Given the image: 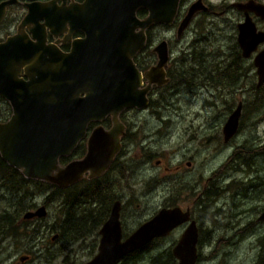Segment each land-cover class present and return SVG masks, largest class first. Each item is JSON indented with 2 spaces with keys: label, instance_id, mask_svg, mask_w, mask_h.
<instances>
[{
  "label": "water",
  "instance_id": "water-1",
  "mask_svg": "<svg viewBox=\"0 0 264 264\" xmlns=\"http://www.w3.org/2000/svg\"><path fill=\"white\" fill-rule=\"evenodd\" d=\"M178 3L179 0H84L58 10L37 3L28 5V13L19 26L30 22L36 28L56 29L69 22L73 29L84 30L86 38L75 40L70 54L45 45L33 30L36 41L15 35L0 43V95L14 106L11 118L0 122L1 158L25 177L59 188L77 181L85 171L94 176L104 170L120 149L121 124L117 123L108 132L95 129L88 139L84 158L62 167L58 160L70 153L89 122L102 120L108 114L116 120L125 108L146 106L150 84L166 81L163 67L169 51L165 40L154 48L158 62L144 74L149 82L144 88H141L143 76L133 58L145 45V30L153 24L170 25L176 17ZM234 5L264 17L262 3L247 1ZM198 7L199 2L190 6L178 36ZM139 9L146 11L144 17L138 16ZM2 16L0 10V20ZM239 27L238 42L244 49L264 39L261 33L255 34V39V28L248 16ZM255 66L259 87L264 82V50L255 58ZM22 70L27 80L18 78ZM238 114L236 108L225 123V140L236 132ZM120 208V201H115L100 227L96 254L77 264H116L184 223L187 225L173 245L172 255L177 264H196L198 227L189 209L160 208L123 238ZM46 213L45 207L40 206L26 212L23 218L43 217ZM257 220L264 222V211Z\"/></svg>",
  "mask_w": 264,
  "mask_h": 264
},
{
  "label": "rangeland",
  "instance_id": "rangeland-1",
  "mask_svg": "<svg viewBox=\"0 0 264 264\" xmlns=\"http://www.w3.org/2000/svg\"><path fill=\"white\" fill-rule=\"evenodd\" d=\"M229 1L233 0H210V4L219 10L224 2ZM210 17L216 20L212 26L199 29L194 26L180 39L176 38L174 28L162 26L155 30L160 39L165 37L171 43L170 55L175 72L182 73L186 67H195L191 58V52L194 50L202 52L206 57H210V54L220 57L223 55L225 26L236 23L237 20H223L230 18L227 16ZM182 58L185 63H178ZM218 72L214 74L215 78H218L213 81L214 87H209L208 81L201 78L202 76H197L196 72L193 81L200 82V91H196L199 86L197 83L192 91L186 92L184 87L180 89L181 86H176V82H171L151 95L153 103L158 104L155 110L153 108L142 113L132 111L124 116L129 131L133 134L132 139L127 142V147L134 148V153H131L134 168L130 186L120 185L116 191V197L123 204V234L128 235L163 208L162 205L170 198L176 202L173 204L181 206L183 210H186L184 208L187 206L192 210V218L198 227L196 264H255L260 249L258 240L264 237V223L257 220L260 212L264 210V153L258 157L254 156L249 168L240 163L241 159L236 161L234 157L228 158V161L224 160L223 156L219 157V148L225 144L222 128L218 122L212 124L210 117L212 112L214 115L220 114V108L225 104L233 105L234 109L240 97L250 98L256 88L257 78L243 79V87L239 88L240 80L228 82V79L223 77V72L220 77L216 75ZM243 88L246 89L245 93L241 92ZM209 95L210 105L207 102ZM211 102L216 105L213 106ZM259 104L256 109L259 110L263 106L262 112L251 115L246 122L247 129L238 132L229 143L237 141L244 145L245 140L250 142L252 137L259 136L261 144L264 145V102L261 106ZM253 105L255 107L254 103ZM209 134L210 141L207 140ZM149 157L151 159H148ZM158 159H161V164L163 162L161 167L156 164ZM186 161L192 162V165L186 166ZM179 162L186 166H182L184 173L175 174L163 167H174ZM219 164L221 171L218 172L215 168ZM239 168L245 169L246 174L240 173ZM237 178L243 179L244 183L256 184L257 187L248 190V194H245L241 187L237 191L225 193L222 199H212L220 192L217 185H222L223 188L234 185L235 189L240 185L238 180L235 182ZM208 182L210 187L214 186V195L210 196V202L203 198ZM50 193L51 189L47 188L44 193L33 197L30 200L32 207L27 210L34 211L44 206L47 212L45 216L27 220L23 218L26 211L17 219L21 224L12 225L14 233L7 234L6 239L8 252L3 256L5 264H76L90 260L97 252L101 224L88 234L82 233L85 228L80 230L76 234L82 235L76 242H67L66 235H62L59 221L60 199L46 204ZM17 196L19 193L8 192L0 185V215L7 208L10 210L9 203ZM108 202V199L102 198L100 204L95 203L87 207L95 208L100 205L101 213L97 218L93 209L80 218L90 202L77 206L74 210L77 216L75 219L87 220L88 217V223H100L105 211V219L108 217ZM100 216L102 219L97 222ZM67 223L64 217L66 234V227L69 226ZM21 225L25 226V229L22 230ZM23 231L28 232L27 236L22 235ZM182 231L183 228H177L165 238L154 239L138 255L126 261L122 260L119 264H160L169 261V253ZM26 255L29 258L21 261L20 257Z\"/></svg>",
  "mask_w": 264,
  "mask_h": 264
},
{
  "label": "flooded vegetation",
  "instance_id": "flooded-vegetation-1",
  "mask_svg": "<svg viewBox=\"0 0 264 264\" xmlns=\"http://www.w3.org/2000/svg\"><path fill=\"white\" fill-rule=\"evenodd\" d=\"M83 1L84 0H0V10H3V16H2V19L0 20V43L5 42L8 37H12L15 35H22L32 41H36V37H37L40 40H44L45 45L56 46L63 53L70 54L73 50V42L78 39L82 40L86 38V32L84 30L79 29V28L73 29L71 25L69 24V22L63 25H58L56 29L54 27L49 28L48 26H43V28H36L35 26L36 24L30 23V22L24 24L23 26H19V25L23 17L28 13V5L30 4L37 3L40 5L53 6V7H56L58 10L60 7L68 8L74 4H81L83 3ZM247 1H251L253 3L264 4V1L262 0H233L229 2H224V5H222L221 8H219V10H216L210 4V0H179L176 17L174 18V20L172 21L170 25L153 24L145 30V36H146L145 45L140 50L137 51L136 55L133 58V62H134L136 69L143 76L141 88L146 87L149 83L147 78L144 77V74L151 67H154L157 64L158 56L156 52H154V48L162 40H165L167 42L168 51H169V59L166 65L163 67L165 71L166 81L162 84H156V83L150 84L149 91L146 95L148 98V103L146 106L141 107V108H138V107L125 108L117 115L116 120H114L113 116L108 114L102 120L89 122L87 124L83 137L77 141V143L75 144L73 149L70 151V153L59 157L58 161H59L60 167L65 166L73 161L80 160L84 158V156L86 155L88 151V139L95 129L102 128L104 131L108 132L111 129H113V127H115L117 123L123 126V129L119 134L120 149L114 154L110 163L104 170H102L99 174L94 175V176H92L90 171H85L84 174L77 181L68 184L64 188H60V189H64L65 192H67L68 197H71L70 192H73V191L81 192V190L83 191L87 188H91V189L85 190V192L79 195L74 196V203L72 204L71 216L69 217H72V214L74 213V209L76 207L75 205L80 204L81 198L86 197L87 196L86 194L96 193L95 195L96 200L94 204L95 203L100 204L102 198L108 199V201L111 202L110 211H111L113 203L115 201H120L116 197V191L118 190L120 185H124L128 187L130 186L131 181L133 182V168H134V163L131 161V157H132L131 153H134V148L127 147V142L132 139L133 134L130 133L129 125L124 120V116L129 115L132 111L142 113L145 110H150L153 108L155 110V106H157L158 104L153 103L151 95H153L157 90L164 89L171 82H176V86H181L180 89L184 87L185 88L184 90L186 92L192 91L197 84L198 85L200 84V82L193 81L194 77L196 76V72H197V76L198 75L200 77L202 76L201 78H204V80L208 81L209 87L215 86V83L213 81H215L218 78H215L214 74L218 71L220 72H218L216 75L220 77V75L223 72L224 74L223 77H226L228 79V82L230 79L231 81L232 79L236 81L240 80L238 81L239 88L243 87V84H244L243 79H252V78L258 79L257 68L255 66V58L264 50V39L259 42L254 41L250 43L247 47H245L246 49L242 48V46L238 42V34H239V28H240L239 25L244 21L246 16L250 18L255 28V33L253 34L255 39L257 38V35L255 34H258V33L264 34V17L261 18L260 16L256 15L250 9L245 10L243 8H238L236 5H234L238 3H246ZM197 2H199V7L193 13V15L191 16V18L189 19V21L183 28L180 36H178L177 35L178 29L182 25L185 17L187 16L190 6ZM139 11H145V10L139 9L137 11L138 16H144L146 14V11H145L143 15H140ZM212 15L215 17L216 16L220 17V18L224 16L230 17V18H223V20H227V19H231L232 21L237 20L236 23H233V24L229 23L225 26V30H226L225 35H224L225 51L223 52V55H221L220 57V55L216 56V55L210 54V57H206L202 52H197L196 50H194L193 52H191V56H192L191 58L195 64V67L193 68L186 67L185 69L182 70V73L175 72L173 63H172V57L170 55L171 43L170 41H167L165 37H162V39H160L161 37L157 36L155 30L157 29V27H162V26L174 28L175 33H176V38L180 39L182 38V36L184 35L186 31L190 30L194 26L195 28H198V29L204 28V26H209V27L212 26L214 22H216V20L210 17ZM43 22L44 21L41 20L40 24H43ZM32 30L34 31L36 37L33 35ZM208 58L209 60H207ZM178 63H185V59L182 58L181 61ZM172 71H174V73ZM17 76L18 78L27 80V77L24 74L23 70ZM263 84L264 82L259 87L256 86L255 90H253L252 96L248 98L249 100L246 98L240 97L237 100V105L235 106L234 109H233V105L225 104L220 108V112H221L220 114L214 115V112L211 113L210 120L212 124H214L215 122H218L219 124H221L222 133H223V127L225 123L227 122L229 116L240 105V115L238 119V127H237L236 132L231 137H229L228 140H225L224 134H223V142L225 144L220 146L218 154H219V157L223 156L224 160H228V158L235 157L236 161L241 159L240 163L243 166L247 165V167L249 168L252 158L254 156L258 157L259 154L264 153V145L261 144L260 142L261 138L259 136L252 137L251 138L252 141L250 142L249 141L246 142L245 140L244 145H241V142H237V141L229 143L230 140L234 138L238 132L241 133L247 129L246 122L249 120L251 115H253L254 113L256 114V112L258 113L262 112L263 106L261 105L264 102V86H262ZM199 87H201V85H199L196 88V91L198 90ZM218 87H221V86H218ZM241 92L245 93L246 89L243 88ZM207 102L210 105V95H209V100ZM253 103L255 104V107ZM257 104L261 106V109L259 110L256 109ZM212 105L215 106L216 103H213ZM13 110H14V106L11 103V101L7 99L5 96L0 95V112H4V114H0V122L5 123L6 121H8L12 116ZM207 140L210 141V134L207 135ZM148 159H151V158L149 157ZM185 163H186V166L192 165V162L190 161H186ZM156 164L159 167H161L163 165V162L161 164V159H158L156 161ZM182 166L186 167L185 164L183 165L182 162H179L174 167H170V166H163V167L166 171L177 174V173H184L182 171L183 169ZM219 168H220V164L215 168L216 171L218 172L221 171V169ZM186 169L188 170L189 168H186ZM240 169L241 168H239V170ZM239 172L246 174L245 169L240 170ZM237 180L239 181L240 185H238L235 189L233 187L234 185L226 186L225 188H223L222 185H217L216 187L220 188V192L217 195L215 194L214 198L212 197V199L214 201L218 199H222V197L225 196V193H229L230 191L232 192L237 191L241 187H243L245 194H248L246 193L248 192V190L252 189L253 187H257L256 184H250V182L244 183L243 179L237 178L235 179V182ZM213 188L214 186L210 187L209 182L207 186L205 187L203 198H207L209 202H210V196L214 195ZM102 190L105 191L104 195L102 193L101 194L99 193ZM78 196L80 197V199H77ZM110 196L111 198L109 200ZM68 201H69V198H68ZM166 201H165L166 203H164L162 207L178 206L177 204H173L176 202H173L170 198L167 199ZM120 204H122L121 201H120ZM122 205L120 208L121 227L123 226L122 217H121ZM95 209H96L95 218H97V216L101 213L100 205H96ZM184 209L190 210V215L192 218V214H191L192 210L189 208V206H187ZM110 211H109V214H110ZM36 218L37 217H33L31 219H36ZM31 219H27V220H31ZM100 219H101V216L100 218H98L97 222ZM7 220H11V221H14V223H18V220L14 217L8 218L5 215H2V214L0 215V264H5V258L3 256L8 252L7 245H6V239H7V233H8L7 232V222H8ZM27 220H24V221H27ZM105 221L101 223L100 227ZM260 222H263V221H260ZM18 224L20 225L21 222H19ZM69 224L70 222L67 223V226ZM186 225L187 224L184 223L177 228H183L184 230ZM16 227L17 226L15 225V228ZM21 229L22 230L25 229V226L21 225ZM13 231H14L13 226L11 225L9 235L14 233ZM27 233H28L27 231H23L22 235L27 236ZM20 234H21V231H20ZM122 235H123V238L128 236V235L124 236L123 227H122ZM171 253H172V250H171ZM20 258H21L20 259L21 261H24L25 259L29 258V256L26 255Z\"/></svg>",
  "mask_w": 264,
  "mask_h": 264
},
{
  "label": "trees",
  "instance_id": "trees-1",
  "mask_svg": "<svg viewBox=\"0 0 264 264\" xmlns=\"http://www.w3.org/2000/svg\"><path fill=\"white\" fill-rule=\"evenodd\" d=\"M144 13H145V11H139L140 15H143ZM232 80L235 81L234 79H232ZM229 81L231 82V79ZM0 185L3 186L8 192H11L13 194L19 193V196L15 197V199H13L9 203V205L11 206L10 210H8V208H7L6 211H4L2 213V215H5L8 218L14 217L16 219H19L24 212H26L29 208L32 207V203L30 200L33 197H36L39 194L44 193L45 189H47V188L51 189V193L46 198L47 199L46 204L51 203L54 200L60 199L61 214L59 217V221L61 223V231H62V235H64V236L66 235L65 240L69 243L76 242L78 240L77 238H79L82 235V233L88 234L91 230H96L99 227V225L105 220L106 211L102 215L103 219L101 217L102 221L100 223L95 224V225L88 223V221H89L88 217H87V220H80V221L75 219L77 217L75 215V213L72 214V217H69L70 211L72 209V204L74 203V196L79 195V194L85 192V190L91 189V188H87L83 191L81 190V192H79V191L70 192L71 197H68L67 192H65L64 189H60L57 186L51 185V184H49L45 181H42V180L25 178L20 173L19 170L9 166L5 161H3L1 159V157H0ZM99 193L100 194L102 193L104 195L105 191L102 190ZM86 195H87L86 197L81 198L80 204L75 205L77 207L79 205L82 206V204H87L88 202H90L82 211V216H80V218L83 217L84 213H86L88 210L93 209V213H96L95 208H88L87 209L88 206H92L94 204V202L96 200V197H95L96 193L86 194ZM68 198H69V201H68ZM110 198H111V196L109 197V200H110ZM77 199H80V197L78 196ZM110 205H111V202H108L107 207H106L107 212L110 211V207H111ZM104 207H105V205L103 206V209H104ZM87 216H88V213H87ZM64 217H65V219H67V222H70L69 226L66 227V230L68 231L67 234L64 231L65 230ZM73 217H74V219H73ZM7 221H8L7 222V232H9L10 226L14 225V221H11V220H7ZM84 228L86 229L84 232H82V233L80 232L81 234H79V235L76 234ZM7 234H9V233H7ZM158 239H161V238H155V240H158ZM258 241H259L260 249H259V252L257 254L255 264H264V237L260 238ZM149 244H147L143 248L136 250L135 252L127 255L122 260L126 261L128 259H131V257L138 255L139 252L142 249L146 248ZM122 260H119L116 264H119V262ZM160 264H175V259H174L173 255L171 254V252L169 253V261L167 260V261L162 262Z\"/></svg>",
  "mask_w": 264,
  "mask_h": 264
},
{
  "label": "bare ground",
  "instance_id": "bare-ground-1",
  "mask_svg": "<svg viewBox=\"0 0 264 264\" xmlns=\"http://www.w3.org/2000/svg\"><path fill=\"white\" fill-rule=\"evenodd\" d=\"M145 15H146V14H145ZM145 15H144V16H145ZM144 16H139V17H144ZM237 108H239V114H238V118H237V125H238V119H239V115H240V105H239ZM230 116H231V115H230ZM230 116H229V118H230ZM229 118H228V119H229ZM227 121H228V120H227ZM0 157H1V156H0ZM228 161H229V160H228ZM241 166H242V165H241ZM249 170H250V169H249ZM252 171H253V170H252ZM21 174H22V173H21ZM224 174H225V173H224ZM22 175H23V174H22ZM23 176H24V175H23ZM24 177H25V176H24ZM25 178H27V177H25ZM28 179H32V178H28ZM35 180H37V179H35ZM35 210H36V209H35ZM35 210H34V211H35ZM27 212H28V211H27ZM31 237H32V236H31ZM165 237H166V236H165ZM161 238H163V237H161ZM134 252H135V251H134ZM132 253H133V252H132ZM95 254H96V253H95ZM95 254H94V255H95ZM127 255H128V254H127ZM173 257H174V256H173ZM76 264H77V263H76Z\"/></svg>",
  "mask_w": 264,
  "mask_h": 264
}]
</instances>
